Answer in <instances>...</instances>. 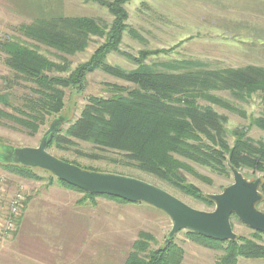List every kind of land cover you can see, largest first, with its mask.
Instances as JSON below:
<instances>
[{"label":"rangeland","instance_id":"374dc122","mask_svg":"<svg viewBox=\"0 0 264 264\" xmlns=\"http://www.w3.org/2000/svg\"><path fill=\"white\" fill-rule=\"evenodd\" d=\"M100 1L111 3L114 0H0V42L11 38L37 47L40 54L56 65L48 75L66 78L78 65L90 59L105 42L106 36H92L83 52L65 55L27 39L18 27L29 25L40 15L62 14L89 17L109 30L113 16ZM231 3L232 0H131L122 6L126 20L118 49L108 53L104 62L128 72L136 68L133 59H140L144 53V64L156 70L190 62L200 64L195 67L202 69L264 68V25L257 23L259 17H255L253 10L254 16L249 18L244 15V9L237 10ZM254 12L259 14L258 10ZM4 58L0 48V95L8 94L11 103L18 106L29 94V89L35 90L37 86L13 77ZM116 86L126 90L134 87L121 78L95 70L86 76L83 90L63 88L62 111L48 117L34 136H28L9 121L0 122V181L5 190L0 201V264H123L141 232L153 238L148 240V250L166 242L171 229L170 219L142 203H120L98 197L93 204L90 201L80 204L83 194L60 186L48 172L36 170L38 179L30 180L17 177L5 167L11 164L8 159L13 148L37 147L53 121L59 123L55 133L67 128L79 117L90 98H108L117 92ZM214 95L227 100L235 109L213 105V109L226 118L224 128L230 146L235 138L233 132L237 130H243L255 143H264V131L252 124V119L258 118L263 110L259 95L244 102L232 99L226 92H214ZM199 103L208 105L203 100ZM0 109L10 111L1 104ZM74 142L75 146L66 149L51 147L47 151L70 164L150 183L195 210H214V203L208 205L133 167L108 161L118 158L115 152L100 151L88 143ZM94 155L100 158H92ZM190 166L205 180L187 172L182 175L203 195L220 194L233 182L231 172L218 174L206 167L192 163ZM238 171L247 181L262 180V172L247 168ZM19 185L25 187L22 205H26L24 209L22 206L20 214L22 222L14 231L7 232L3 229V215ZM256 208L264 212V202L257 204ZM231 226L237 237L264 246V234L254 237L251 228L234 218H231ZM172 240L182 251L180 264H217L223 255L221 250L190 240L186 231L178 232ZM237 264H264V259L238 258Z\"/></svg>","mask_w":264,"mask_h":264},{"label":"trees","instance_id":"16d2710c","mask_svg":"<svg viewBox=\"0 0 264 264\" xmlns=\"http://www.w3.org/2000/svg\"><path fill=\"white\" fill-rule=\"evenodd\" d=\"M129 1L99 2L113 16L109 30L89 17H66L62 14L40 15L29 25L18 27V31L27 39L65 55L83 52L92 36H106L105 42L90 59L78 65L66 78L48 75L56 65L40 54L37 47L23 44L17 39L2 40L0 48L5 55L4 64L13 77L34 84L37 88H30L29 94L23 97L18 106L11 103L8 94L0 95V104L10 110L6 112L0 109V122L9 121L28 136H34L48 117L62 111L63 88L81 91L86 76L101 70L134 87L126 90L125 87L116 86L117 92L108 98H90L79 117L52 136L47 149H66L75 146L74 141H79L100 151L115 152L118 158L106 159L151 175L208 205L213 202L194 185L187 183L182 175V172H187L205 180L193 170L190 163L225 175L231 172L230 167L236 170L247 168L262 172L260 192L263 196L261 202H264V143H255L246 137L243 130H237L233 132L235 138L230 146L224 128L226 118L213 109L214 105L235 110L227 100L214 95V92H226L232 99L242 102L257 94L261 98L263 110L258 118L252 119V124L264 131V68L202 69L195 67L200 64L190 62L156 70L144 64V53L140 59H133L136 68L132 71L124 72L108 66L104 59L108 53L118 49L126 20L122 6ZM200 100L208 105L202 106ZM91 157L100 158L98 155ZM71 164L88 171H97ZM5 167L19 178L38 179L37 168L15 164ZM52 178L60 186L82 193L83 198L78 202L80 204L86 201L93 204L98 197L129 203L112 196L88 194ZM232 218L236 219L234 216ZM21 222L22 217L19 216L16 226ZM261 234L254 231V237ZM186 235L194 242L221 250L223 255L217 264H237L238 258L264 259V246L254 240L237 237L233 241H216L189 231H186ZM148 240L152 241L153 238L141 232L123 264L181 263L182 251L173 240L168 244L164 242L154 250H148Z\"/></svg>","mask_w":264,"mask_h":264},{"label":"water","instance_id":"95a60500","mask_svg":"<svg viewBox=\"0 0 264 264\" xmlns=\"http://www.w3.org/2000/svg\"><path fill=\"white\" fill-rule=\"evenodd\" d=\"M58 122L51 123L37 147L13 148L9 163L37 168L88 194L106 195L129 203H143L163 214L171 221L168 244L180 231H189L216 241L236 239L231 226L234 216L253 231L264 234V212L256 206L262 201L260 178L247 181L238 170L230 167L233 182L220 194L206 195L215 207L212 212L195 210L167 191L150 183L118 174L88 171L64 162L47 151Z\"/></svg>","mask_w":264,"mask_h":264},{"label":"built area","instance_id":"2783aa9c","mask_svg":"<svg viewBox=\"0 0 264 264\" xmlns=\"http://www.w3.org/2000/svg\"><path fill=\"white\" fill-rule=\"evenodd\" d=\"M2 180L0 181V201L4 193V189L1 185ZM25 187L19 185L16 191L11 195L9 202L7 204V209L3 215V229L7 232H12L16 227V220L20 216L22 211V204L24 200Z\"/></svg>","mask_w":264,"mask_h":264},{"label":"crops","instance_id":"0c3cea01","mask_svg":"<svg viewBox=\"0 0 264 264\" xmlns=\"http://www.w3.org/2000/svg\"><path fill=\"white\" fill-rule=\"evenodd\" d=\"M232 2V7L236 8L237 10L244 9V15L248 16L249 18L256 15L255 17H259V20H256L257 23L261 22L260 25H264V0H232ZM252 10L254 15L252 14ZM254 10H258L259 14L255 13Z\"/></svg>","mask_w":264,"mask_h":264}]
</instances>
